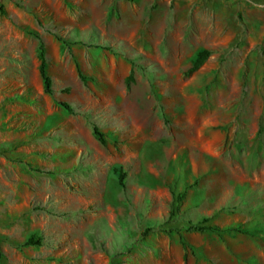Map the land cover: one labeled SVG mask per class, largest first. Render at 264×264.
<instances>
[{
	"label": "rangeland",
	"instance_id": "374dc122",
	"mask_svg": "<svg viewBox=\"0 0 264 264\" xmlns=\"http://www.w3.org/2000/svg\"><path fill=\"white\" fill-rule=\"evenodd\" d=\"M0 264H264V0H0Z\"/></svg>",
	"mask_w": 264,
	"mask_h": 264
},
{
	"label": "trees",
	"instance_id": "16d2710c",
	"mask_svg": "<svg viewBox=\"0 0 264 264\" xmlns=\"http://www.w3.org/2000/svg\"><path fill=\"white\" fill-rule=\"evenodd\" d=\"M208 55V50H201L200 52L197 53L196 57L194 58V60L191 62L189 68L186 70V74L191 73L193 71H195L201 64L202 62L205 60V58ZM37 58L39 60L38 63V74L39 77L41 79L42 82V87H43V91L47 94H51V81L50 78L46 72V68H45V59H44V52L42 49V46L40 45L38 48V52H37ZM77 74L79 76V78L83 79L82 75L80 74V72L77 70ZM131 72L127 75V80L131 79ZM59 104L67 111H71V108L68 104L64 103V102H59ZM92 135L94 136V138L101 144L104 143V140L102 138V134L98 131L97 127L95 125L92 126ZM116 176H117V183L120 187H124V173L120 170H117L116 172ZM183 195V192L178 194L177 196V200L175 202V207H174V211L171 212L170 211V215L173 216V213L176 212L178 210V203L181 200V197ZM177 204V205H176ZM239 227V226H238ZM180 230H183L184 232H206V231H210V232H221L222 230L225 229H230L229 227L223 229V228H219L217 225H215L214 223H212L210 221V217L209 216H204L202 218H200L199 220L192 222L188 219L185 220V223L182 224L179 228ZM239 232H241L240 227L237 228ZM24 245H40L41 244V237L38 235H29L24 243Z\"/></svg>",
	"mask_w": 264,
	"mask_h": 264
}]
</instances>
